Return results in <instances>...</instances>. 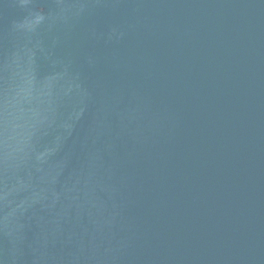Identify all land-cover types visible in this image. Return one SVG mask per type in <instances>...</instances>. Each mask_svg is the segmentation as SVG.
Instances as JSON below:
<instances>
[{
  "label": "water",
  "instance_id": "water-1",
  "mask_svg": "<svg viewBox=\"0 0 264 264\" xmlns=\"http://www.w3.org/2000/svg\"><path fill=\"white\" fill-rule=\"evenodd\" d=\"M0 264H264V0H0Z\"/></svg>",
  "mask_w": 264,
  "mask_h": 264
}]
</instances>
